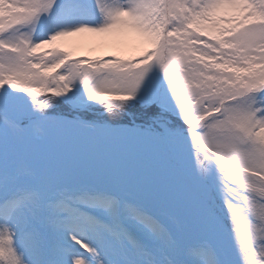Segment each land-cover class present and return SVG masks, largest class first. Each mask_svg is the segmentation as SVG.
<instances>
[{
    "label": "snow or ice",
    "instance_id": "6c2138e0",
    "mask_svg": "<svg viewBox=\"0 0 264 264\" xmlns=\"http://www.w3.org/2000/svg\"><path fill=\"white\" fill-rule=\"evenodd\" d=\"M0 264H264V0H0Z\"/></svg>",
    "mask_w": 264,
    "mask_h": 264
},
{
    "label": "rangeland",
    "instance_id": "374dc122",
    "mask_svg": "<svg viewBox=\"0 0 264 264\" xmlns=\"http://www.w3.org/2000/svg\"><path fill=\"white\" fill-rule=\"evenodd\" d=\"M74 42L70 47L73 55L102 56L105 54H116L123 57H132L146 47L138 38L129 35L127 37L102 36L92 33H82L66 38Z\"/></svg>",
    "mask_w": 264,
    "mask_h": 264
}]
</instances>
